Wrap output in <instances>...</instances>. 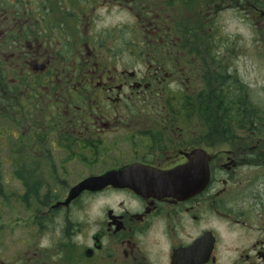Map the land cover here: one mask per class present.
I'll list each match as a JSON object with an SVG mask.
<instances>
[{
  "label": "flooded vegetation",
  "instance_id": "af4514ba",
  "mask_svg": "<svg viewBox=\"0 0 264 264\" xmlns=\"http://www.w3.org/2000/svg\"><path fill=\"white\" fill-rule=\"evenodd\" d=\"M244 30L264 0H0V264H264Z\"/></svg>",
  "mask_w": 264,
  "mask_h": 264
},
{
  "label": "rangeland",
  "instance_id": "374dc122",
  "mask_svg": "<svg viewBox=\"0 0 264 264\" xmlns=\"http://www.w3.org/2000/svg\"><path fill=\"white\" fill-rule=\"evenodd\" d=\"M230 27V32H233ZM242 53L235 58L234 67L244 84V96L250 105L264 115V48L257 49L251 42L250 34L244 30Z\"/></svg>",
  "mask_w": 264,
  "mask_h": 264
},
{
  "label": "trees",
  "instance_id": "16d2710c",
  "mask_svg": "<svg viewBox=\"0 0 264 264\" xmlns=\"http://www.w3.org/2000/svg\"><path fill=\"white\" fill-rule=\"evenodd\" d=\"M244 110H245V115H248L251 118L250 124L252 125L253 120H254V123L259 124L260 131L264 132V115L261 112H259L257 109H255L254 107H252L251 105L246 104V103L244 104ZM224 111L227 112V116L239 115V109L237 107H231V106H228L227 108H224V107L211 108L208 110L209 113H207V115H212V116L224 115ZM222 123L228 125L229 121L227 123H225L224 121H221L220 123H218L216 125L217 130H224L223 128L219 127L220 125H222ZM245 124H247V123L244 122V125Z\"/></svg>",
  "mask_w": 264,
  "mask_h": 264
},
{
  "label": "water",
  "instance_id": "95a60500",
  "mask_svg": "<svg viewBox=\"0 0 264 264\" xmlns=\"http://www.w3.org/2000/svg\"><path fill=\"white\" fill-rule=\"evenodd\" d=\"M84 188H87V187H86L85 185H79V186H76V187L71 191L68 200H67L64 204L67 205L72 199H74V198L77 196L78 192H79L80 190L84 189Z\"/></svg>",
  "mask_w": 264,
  "mask_h": 264
}]
</instances>
